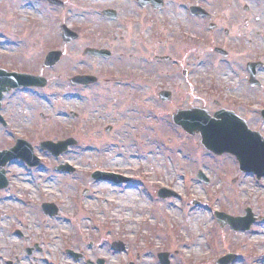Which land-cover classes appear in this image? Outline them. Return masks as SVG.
Segmentation results:
<instances>
[{
  "label": "rangeland",
  "instance_id": "1",
  "mask_svg": "<svg viewBox=\"0 0 264 264\" xmlns=\"http://www.w3.org/2000/svg\"><path fill=\"white\" fill-rule=\"evenodd\" d=\"M61 1L64 8L49 4L48 15L38 1L23 0L28 6L16 8V26L22 29L15 26L12 38H6L17 44H9L5 54L12 53L17 66L21 61L22 71L46 75L50 85L46 91L19 93L9 111L16 128L11 123L0 129V151L28 136L43 163L30 168L16 159L6 166L9 184L0 189V264H99L100 259L104 264H160L161 252L170 253L171 264H217L228 253L238 255L232 264H261L264 243L248 238L264 222V178L240 171L232 155H213L199 134H187L172 116L194 107L211 113L235 109L264 137L259 111L264 109V67L260 87H250L246 70L250 61L264 62V0L203 3L220 18L217 23L226 21L228 37L191 17L189 7L201 4L197 0H164L161 9L135 0ZM106 9L116 10L117 18L104 16ZM63 25L79 38L64 43ZM218 43L229 51V59H216ZM102 47L113 57L84 53ZM54 50L63 53L61 60L44 68L46 54ZM155 56L172 59L156 61ZM80 74L97 76L103 84L73 86L70 78ZM163 90L172 92L171 101H160ZM68 138L76 144L59 157L38 145L40 139ZM61 164L75 171L53 169ZM96 171L131 181L94 180ZM199 171L209 183L198 179ZM22 177L34 185L32 196L18 187ZM100 182L117 188L101 191ZM45 186L51 187L49 194L42 191ZM161 188L177 195L161 199ZM128 190L138 199L126 198ZM16 198L22 203L11 200ZM49 202L59 209L55 217L43 213ZM248 208L256 222L246 232L221 227L215 217V211L244 216ZM49 222H65L66 232L50 239L44 230ZM116 240L126 245L125 251L112 248ZM194 244L197 252H189Z\"/></svg>",
  "mask_w": 264,
  "mask_h": 264
},
{
  "label": "water",
  "instance_id": "2",
  "mask_svg": "<svg viewBox=\"0 0 264 264\" xmlns=\"http://www.w3.org/2000/svg\"><path fill=\"white\" fill-rule=\"evenodd\" d=\"M143 4H147L149 0H139ZM51 4L62 6L63 4L59 0H49ZM108 15L114 17L113 12H106ZM77 35L71 33L69 30L64 28V40L69 42L74 40ZM87 53L99 55L106 54L103 52L88 49ZM107 55H109L107 53ZM60 52H51L47 59L46 65H54L60 59ZM168 59V58H164ZM258 64H250L249 70L251 72V81L254 83L255 80V70ZM95 79L91 77H77L73 79L74 83L88 84L93 82ZM44 80L36 78L33 76L22 75L17 77V82L21 84H44ZM171 98V93L163 92L161 93L162 100H169ZM196 116L198 119L193 121L192 116ZM264 115V111H263ZM174 121L178 125H181L188 133L196 134L201 133L203 144L214 153L223 154L225 152L232 153L237 156L241 170L246 172H254L259 178L264 176V138L258 133L250 131L246 123L237 117L232 112L219 111L215 113L214 117L205 109L194 108L190 110H180L174 116ZM217 128L224 130V134L217 136H210L206 129ZM72 140H66L59 143L47 142L43 143L42 147L49 149L55 155H59L64 152L69 144H72ZM22 157L27 160L30 164L38 162L33 156L32 147L21 141L18 142L16 147L9 151L0 152V187H4L7 184L5 178V171L1 167L5 166L9 161L14 158ZM37 160V161H36ZM201 175V174H200ZM199 175V176H200ZM97 178L111 179V175L107 174H95ZM160 195L165 197L169 193L165 191H160ZM45 211L54 214L56 209L53 205H44ZM248 215L246 217L233 218L224 213L218 214V219L221 224H231L235 229L247 230L250 228L254 221L253 213L250 209L247 210ZM114 247L119 250L124 249L122 243H115ZM168 254H160L159 258L162 264H169ZM235 255H227L219 260V264H229L235 259ZM103 262V261H102Z\"/></svg>",
  "mask_w": 264,
  "mask_h": 264
},
{
  "label": "flooded vegetation",
  "instance_id": "3",
  "mask_svg": "<svg viewBox=\"0 0 264 264\" xmlns=\"http://www.w3.org/2000/svg\"><path fill=\"white\" fill-rule=\"evenodd\" d=\"M34 1H38L39 5H41L47 11L49 15V2L44 1V0H34ZM199 2L203 6V3H205L206 5H208L207 3L210 4L211 0H201ZM20 3H21V0H0V70H6L8 72H17V73L22 72L20 68L21 61H20V64L17 66L16 64L17 62H19V60H16L14 57H10L12 53L10 55L5 54V51L8 50L7 46H9V44L13 46L17 44V39L7 42L6 38L7 37L12 38L15 32L16 19H17L16 18V8L20 7ZM209 12L211 14L209 18L201 17V16H191V17H194L195 21H199L198 23L208 22V27L210 26V23H214L216 27L215 28L216 32L220 30L225 31V29H227L226 27H224V24L226 23V21L223 20L222 22L217 23L220 18L218 16L214 17V11L212 9ZM16 28L20 30L21 27L18 24ZM214 54H215L214 56L216 57V59L225 60L220 55L216 53ZM1 76L2 74L0 73V79H1ZM104 83H114V80L110 82L109 80H107ZM102 84L103 83L100 81L98 82L97 85H102ZM5 86H7L8 90L3 91L2 98L0 99V129L6 127L8 123L9 124L14 123L15 124L14 128H16V120L13 118L14 116L9 114V111L13 110L15 106L17 105L15 103L12 106L13 102H16L15 99L17 98L18 94L21 92H28L31 90H34V91L48 90L49 80L47 82V86L45 87V89H39L37 87H29V88L28 87L27 88L15 87V86H11L10 84H2V82L0 81V89ZM236 112L239 113L238 111Z\"/></svg>",
  "mask_w": 264,
  "mask_h": 264
},
{
  "label": "bare ground",
  "instance_id": "4",
  "mask_svg": "<svg viewBox=\"0 0 264 264\" xmlns=\"http://www.w3.org/2000/svg\"><path fill=\"white\" fill-rule=\"evenodd\" d=\"M25 13L34 14L35 12L32 11V10H27V11H25ZM10 170H16V169L10 167ZM45 183L47 185V182H45ZM17 185H18V187H22V188H25L27 190H30L31 193H32L31 196L33 194H35V192H36L34 185L27 181V177H24V178L22 177L21 179H18ZM109 185H111V184H107L106 182H100L97 185V189H100L101 191H103V190L116 189L117 188V187H111ZM49 188H51V187L50 186L49 187L45 186V187L42 188V191L44 193H46V194L47 193L49 194V192L51 191ZM127 193L128 194L126 195V198L131 199V200L138 199V197L135 195V192H132L131 190L130 191L128 190ZM11 200H15L17 203H20V202L22 203V201H20V198L11 199ZM122 204H124L126 206H129L130 202L128 203V202L122 201ZM170 215H173V213H171ZM64 221L66 222V218L64 219ZM64 223L60 222V223L56 224L55 222H51V223L49 222L48 225H44V227H45L44 230H45V232L47 234H49L50 239L56 238L59 235L60 232L61 233L66 232V227H65ZM251 235L248 238L249 241H256L258 243H262L263 244L264 243V222L259 223V226L256 228V230H254L251 233ZM196 247L197 246L195 244L192 245V247H190L189 252H197L196 249H198V248H196ZM260 260H261V264H264V256L263 255L260 257Z\"/></svg>",
  "mask_w": 264,
  "mask_h": 264
},
{
  "label": "snow or ice",
  "instance_id": "5",
  "mask_svg": "<svg viewBox=\"0 0 264 264\" xmlns=\"http://www.w3.org/2000/svg\"><path fill=\"white\" fill-rule=\"evenodd\" d=\"M191 119L193 121L197 120L198 118L196 116H192ZM207 133L210 135V136H217V135H222L224 134V130H221V129H217V128H209V129H206Z\"/></svg>",
  "mask_w": 264,
  "mask_h": 264
}]
</instances>
